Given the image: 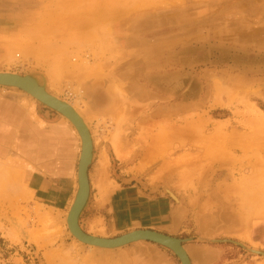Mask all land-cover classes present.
I'll list each match as a JSON object with an SVG mask.
<instances>
[{"label": "rangeland", "instance_id": "1", "mask_svg": "<svg viewBox=\"0 0 264 264\" xmlns=\"http://www.w3.org/2000/svg\"><path fill=\"white\" fill-rule=\"evenodd\" d=\"M92 1L0 0V72L34 77L89 125L82 229L181 238L195 264H264L212 241L264 251V0H112L122 18L86 28L73 4L101 9ZM128 37L137 50L122 57ZM80 140L59 112L0 86V264H181L152 242L107 252L70 234L69 210L36 192L33 173L58 155L77 173Z\"/></svg>", "mask_w": 264, "mask_h": 264}, {"label": "water", "instance_id": "2", "mask_svg": "<svg viewBox=\"0 0 264 264\" xmlns=\"http://www.w3.org/2000/svg\"><path fill=\"white\" fill-rule=\"evenodd\" d=\"M0 86H7L20 89L36 98L38 101L51 109L67 116L72 121H76L75 110L65 102L49 94L45 88L39 85L34 77L29 75H19L11 72H0ZM83 138V152L78 165L79 190L76 199L71 207L68 223L73 236L87 245H95L101 248L118 249L137 242H152L171 250L181 261V264H192L187 250L184 247L186 240L173 237L150 229H138L121 235L116 238L103 239L94 237L85 232L80 226V216L89 199L90 180L89 169L92 164L93 145L90 139V132L81 123L79 127ZM215 243L229 242L242 247L244 250L254 254L264 256L263 251L253 250L245 244L235 240H212Z\"/></svg>", "mask_w": 264, "mask_h": 264}, {"label": "bare ground", "instance_id": "3", "mask_svg": "<svg viewBox=\"0 0 264 264\" xmlns=\"http://www.w3.org/2000/svg\"><path fill=\"white\" fill-rule=\"evenodd\" d=\"M113 1H115V0H113ZM99 3V2H101V6H100V8L101 9H91V8H86V7H84V6H82L81 4H77V2H74V6H75V8H77L78 9V7H82V9L85 11V13H84V15H86L87 17V19H88V21H85V23H84V26L86 27V28H89L90 26H92V27H95V26H99V24H101V23H104V22H107V21H109V20H111V19H113L114 17H117L118 19H121L122 18V16H123V11L122 10H120V8L122 7L121 5H118V3L117 4H114V3H111L112 2V0H93L92 2H88L87 3V6L89 7V6H92V5H94L95 3ZM120 2H124L123 0H121ZM119 25H121V23H119L118 24V30L120 31V30H122L121 29V26L119 27ZM44 26V25H43ZM59 30V26H56V27H54V28H51L50 29V31H49V29L47 30L48 31V34L51 32V33H57V31ZM113 29L112 28H110V29H104V32H103V34L99 37V39H100V41H101V44L104 42V41H106V39H107V37L108 36H110L112 33H113ZM122 31H124V30H122ZM54 33V34H55ZM50 35V34H49ZM129 37H131L132 38V33H131V35H128ZM128 37V39L127 40H123L122 42H121V44H120V48L121 49H119V53H120V55L122 56V57H124L125 56V54L127 53V52H129L128 54H131V53H134V52H136V50H137V47H136V42L137 41H133V40H131V38H129ZM131 40V42H130V40ZM138 44V43H137ZM43 48V47H42ZM146 48H148V47H146ZM149 49H150V47H149ZM149 49H145V50H143V51H141V49L140 50H138L137 51V53H139V55L137 56V60H139V58L138 57H143L144 55H146L148 58H146L147 60L145 61V63L146 64H150V65H156L157 64V62H158V55L156 54V53H158V52H150V50ZM52 50V49H51ZM53 50H55V49H53ZM58 50V49H57ZM59 50H60V48H59ZM34 51V50H33ZM41 51H42V49H41ZM44 51V50H43ZM46 51V50H45ZM45 51H44V53H45ZM38 52H40V51H38ZM54 52V51H53ZM56 52H58V51H56ZM59 52H61V51H59ZM40 54H41V52H40ZM112 54V56L113 57H116V58H118V59H123L120 55H117V54H115L114 52H112L111 53ZM133 56H135V54L134 55H132V57ZM44 58V57H43ZM145 58V57H144ZM117 59V60H118ZM136 59V58H135ZM145 60V59H144ZM130 62V61H129ZM133 62H135V61H132V63ZM153 67V66H152ZM24 76V75H23ZM89 76H91V75H88V77ZM35 80H37V79H35ZM173 80V79H172ZM37 82H38V80H37ZM39 83V82H38ZM39 85L40 86H42L43 88H45L43 85H41L40 83H39ZM173 85V84H172ZM2 87H7V86H2ZM155 88V87H154ZM45 90L47 91V89L45 88ZM48 92V91H47ZM49 93V92H48ZM50 94V93H49ZM52 95V94H51ZM99 95V94H98ZM54 96V95H53ZM33 97V96H32ZM54 97H56V96H54ZM56 98H58V97H56ZM36 99V98H35ZM59 99V98H58ZM59 100H61V99H59ZM62 102H65V103H67L68 105H70L74 110H75V113L77 114V117H78V119L76 118V121L74 120V121H72L71 119H69L67 116H65V115H63V114H61L63 117H64V119H65V122L66 123H68V124H70V126L71 127H73V129L75 130V132H76V134H77V136L81 139V154H80V159H81V155H82V152H83V138H82V135H81V132H80V130H79V127H80V129H81V123H83L84 124V126H86V128L88 129V131L90 132V139H91V141H92V145H93V152H92V161H93V156H94V143H93V138H92V134H91V131H90V129H89V125L87 124V121H86V119L82 116V114L76 109V107L75 106H73L72 104H70V103H68V102H66V101H63V100H61ZM159 136H161V135H159ZM162 137V136H161ZM167 138V137H166ZM155 139H157V138H155ZM159 140L161 139V138H158ZM162 140V139H161ZM154 145V144H153ZM152 145V146H153ZM159 147V146H158ZM155 148V147H154ZM149 150V149H148ZM159 151V150H158ZM156 152V151H155ZM162 152V151H161ZM158 154V152H156V155ZM163 154V153H162ZM161 155V154H160ZM158 156H159V154H158ZM158 158V157H157ZM80 159H79V161H80ZM156 161V160H155ZM79 165V164H78ZM78 190H79V173H78ZM89 180H90V178H89ZM78 190H77V192H78ZM90 192H91V185H90ZM90 192H89V198H90ZM76 195H77V193H76ZM75 199H76V196H75ZM75 199H74V201H75ZM89 200V199H88ZM74 201H73V203H74ZM73 203H72V205H73ZM88 203V202H87ZM87 203H86V205H87ZM72 205L70 206V209H69V212L67 213V217H66V224H67V226H68V229H69V231H70V228H69V223H68V219H69V215H70V211H71V207H72ZM83 212V211H82ZM80 221V220H79ZM80 223V222H79ZM81 226V225H80ZM70 234H72V232L70 231ZM89 234V233H88ZM127 234V233H126ZM73 235V234H72ZM89 235H92V234H89ZM125 235V234H124ZM92 236H94V237H98V238H103V239H109V238H107V237H100V236H96V235H92ZM76 240H78V239H76ZM215 240V239H214ZM79 241V240H78ZM79 242H81V241H79ZM141 242H144V241H141ZM81 243H83V242H81ZM137 243H139V242H137ZM84 244V243H83ZM133 244H135V243H133ZM244 244V243H243ZM87 245V244H86ZM88 246H90L91 248H95V249H100L101 251H107V252H110L111 250H117V249H106V248H101V247H97V246H95V245H88ZM247 246V245H246ZM249 248H251V247H249ZM251 249H253V248H251ZM253 250H257L256 248L255 249H253ZM260 251V250H259ZM264 252V251H263ZM258 255V254H257ZM260 256H262V255H260ZM264 257V256H263Z\"/></svg>", "mask_w": 264, "mask_h": 264}, {"label": "crops", "instance_id": "4", "mask_svg": "<svg viewBox=\"0 0 264 264\" xmlns=\"http://www.w3.org/2000/svg\"><path fill=\"white\" fill-rule=\"evenodd\" d=\"M43 164H45L41 166L43 171L39 175L33 173V176L37 177L36 192L39 195L41 194L42 197L50 199L57 209L69 210L78 190V171L76 173L73 162H65L58 155L57 160H53V162L48 161ZM34 177L32 179H35ZM195 250L198 252L200 250H205V252L209 251L208 248L204 247ZM218 260L220 258H217ZM191 261L192 264H195L192 259Z\"/></svg>", "mask_w": 264, "mask_h": 264}]
</instances>
